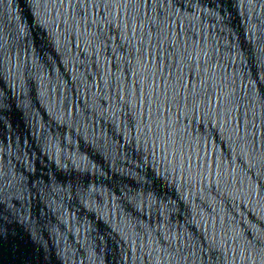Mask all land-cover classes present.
Listing matches in <instances>:
<instances>
[{"label": "water", "instance_id": "1", "mask_svg": "<svg viewBox=\"0 0 264 264\" xmlns=\"http://www.w3.org/2000/svg\"><path fill=\"white\" fill-rule=\"evenodd\" d=\"M55 9L0 0V264H202L205 234L229 242L215 264H234L233 237L242 246L264 233L259 134L254 144L217 129L216 165L181 187L160 151L186 143L182 100L170 112L165 103L179 73L165 89L155 62L117 51L95 27L69 31ZM169 26L165 47L178 40L173 51L194 53L197 87L234 94L259 124L264 0H172ZM166 121L176 133L167 140ZM247 264H264V253Z\"/></svg>", "mask_w": 264, "mask_h": 264}, {"label": "snow or ice", "instance_id": "2", "mask_svg": "<svg viewBox=\"0 0 264 264\" xmlns=\"http://www.w3.org/2000/svg\"><path fill=\"white\" fill-rule=\"evenodd\" d=\"M50 2L56 6L55 10L61 22L69 31L80 28L89 30L95 27L97 37L114 42L117 51H123L124 45H127L129 54L138 56L142 63L146 58L149 64L155 62L160 80L165 82V89H167L166 81L174 78L177 72L179 73V90L173 86L174 95L171 98L166 91L165 103L169 106L170 112L171 104L175 103L179 106L182 100L185 109L183 114L188 121L182 131V138L186 139V143H182L177 150L174 141L172 145L166 142L160 151L172 173L180 176L181 187L191 185L194 173L202 176L206 170L211 172L209 160L212 166L216 165L214 138L218 135L217 129H220V134L229 132L230 139L231 134H235L237 140H247L251 136L254 144L259 134L261 142L264 143V114L261 115L260 122L257 124L258 118L255 113L245 110L235 99L234 94L225 95L222 92H214L206 82L205 86L198 88L195 81L199 78V74L193 75V65L196 70L200 65L198 60L194 59V53L188 51L187 47L183 53L173 51L178 46V40L165 47L171 38L172 31L169 26L165 34L164 14L171 7L172 0H50ZM145 21H148L149 25L147 32L144 30ZM185 64L188 66L187 83L184 82L183 65ZM166 70L167 77L164 75ZM181 90L186 93L183 97L180 95ZM188 110L191 112L190 120ZM250 115L251 119H249ZM199 120L208 121L209 131L204 132L202 126L200 133L197 134L191 125L197 124ZM171 127L168 121L163 126L162 131L166 140L176 134L170 131ZM159 131L154 144H158ZM203 241L207 251L201 249L202 264H208L209 261L215 264V261L221 257L227 258L229 242L226 238L221 245L215 235L209 238L205 234ZM240 241L239 235L232 239V244L238 246L232 248L234 264L238 259L244 260L247 264L252 259L254 251L264 253V233H256L242 246ZM221 247L224 248L223 252ZM204 257L208 259L204 260Z\"/></svg>", "mask_w": 264, "mask_h": 264}]
</instances>
